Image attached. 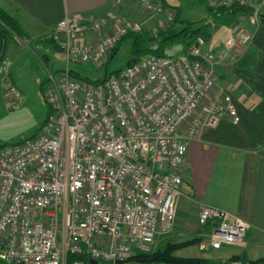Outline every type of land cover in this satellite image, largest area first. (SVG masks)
I'll list each match as a JSON object with an SVG mask.
<instances>
[{"label":"built area","instance_id":"obj_1","mask_svg":"<svg viewBox=\"0 0 264 264\" xmlns=\"http://www.w3.org/2000/svg\"><path fill=\"white\" fill-rule=\"evenodd\" d=\"M157 17L156 34L175 22L177 9L160 0H131ZM213 7L250 6L260 21L264 0H207ZM144 27L126 20L74 13L43 35L67 65L44 91L50 113L38 131L0 146V260L13 264H106L149 252L171 236L183 197L188 146L201 128L216 124L217 65L251 34L236 26L211 46L196 35L179 56L146 54L102 82L81 78L71 63L105 64L119 42ZM95 38L87 40V34ZM0 73L12 108L24 104L19 87ZM201 115L198 116V113ZM187 125V127H185ZM200 250L243 247L250 224L203 203ZM86 259L68 260L69 255ZM218 264H249L222 260Z\"/></svg>","mask_w":264,"mask_h":264},{"label":"crops","instance_id":"obj_2","mask_svg":"<svg viewBox=\"0 0 264 264\" xmlns=\"http://www.w3.org/2000/svg\"><path fill=\"white\" fill-rule=\"evenodd\" d=\"M164 2L168 4L167 0ZM122 3L121 0H0V7L10 15H17L25 33L35 37L38 31L44 35L60 19L74 13L116 21L118 11L132 13L131 6ZM261 12L264 14V4ZM146 16L148 14H137L135 18L148 24ZM211 21L210 26H205L209 30L207 40L210 46L228 38L239 25L245 26L251 39L247 44L235 47L227 71L221 64L217 65L221 83L229 91L219 85L215 87L210 98L221 103L216 124L204 126L189 142L179 212L206 203L243 218L251 226L246 245L215 251L224 255L223 260L244 254L245 262L255 264L252 261L264 257V21L253 22L247 13L212 16ZM93 38L92 33L87 34V40ZM20 42L16 40L14 45L21 46ZM7 54L8 44L4 56ZM75 71L88 77L81 74L80 69ZM0 84V94L5 97L1 73ZM205 231L198 225V217L196 220L177 217L174 233L159 239L179 242L197 236L206 238ZM183 236L187 237L179 239ZM192 246H197L199 251L187 252V247L175 254L206 257L207 252H201L199 245ZM123 264L141 263L126 261Z\"/></svg>","mask_w":264,"mask_h":264},{"label":"rangeland","instance_id":"obj_3","mask_svg":"<svg viewBox=\"0 0 264 264\" xmlns=\"http://www.w3.org/2000/svg\"><path fill=\"white\" fill-rule=\"evenodd\" d=\"M121 1L123 2L121 5L125 6L127 4L131 6L132 13L122 14L118 11L117 15L115 14L116 21H111L112 27L124 23L126 20H136L143 25V34L147 31L148 33H153L148 29H150L149 27L156 22L157 17L153 14L150 15L140 4L133 3L131 0ZM160 1L164 2V0ZM167 2V5L173 9L179 10L178 22L176 21L172 25H174L178 31L183 30L188 24H191L192 28L187 35H183L180 39L167 44L164 53L167 56L183 55L187 52L188 43L191 40V36L194 35V30H201L202 28H205V26L211 25L212 17L210 15L209 6L207 0H167ZM137 14H148V16H146L148 24H144V22L135 18ZM14 17L19 23L20 32L17 30H9L8 54L2 58V61H8V67L4 74L15 82L21 90L24 96V104L19 108L13 109L11 106V97L6 94L7 92L5 91V97L3 94H0L1 146L22 141L34 134L41 126L51 110L50 105L46 101L44 91L48 85L52 83V77L59 78L67 65L66 56L64 52L59 49V46L58 48L55 44L51 43L50 39L44 38L43 33H40V31L37 32L38 35H35V37L26 34L20 19L17 15H14ZM21 29L23 31H21ZM132 39L133 38L124 39L120 44L119 50H117L110 60L108 58L103 65L94 67L92 65L76 64L72 62L71 68L74 70L80 69L81 74L87 75L93 80L101 79L105 76L107 71L112 73L134 61L135 57L132 51ZM16 40L18 42L21 41V46L17 47L14 45ZM22 42L26 43V45L22 44ZM231 63V61H226L225 64H221V66L227 71ZM41 84L43 85V90L41 89ZM218 85L219 87L221 86L224 91L227 88V86L225 87L221 83L220 77ZM224 85H227L226 82ZM185 127H187V125H185ZM200 206L201 205L197 208H190L181 213L179 212L177 217H193V220H196L199 215ZM186 237L187 236L179 237V239ZM166 241L167 240L157 239L153 246V250L164 246ZM200 243L195 245H200ZM188 247L189 248L186 249L187 252L196 253L194 251H199L197 246ZM222 257H224L222 253L211 249L206 253L205 258L211 260L214 264H218L223 260ZM0 264L13 263H7L0 260Z\"/></svg>","mask_w":264,"mask_h":264},{"label":"trees","instance_id":"obj_4","mask_svg":"<svg viewBox=\"0 0 264 264\" xmlns=\"http://www.w3.org/2000/svg\"><path fill=\"white\" fill-rule=\"evenodd\" d=\"M209 6L210 15L212 16H221L225 14H240V13H253V8L250 6L233 4L230 7H213ZM179 12L176 17L175 22H178ZM264 21V14H260V22ZM192 25L188 24L184 27L183 30L178 31L174 25H172L168 30H160L156 34L145 32L141 33H130L126 35L117 45L114 52L110 55L109 60L113 57V55L119 50L120 44L126 38L132 39V51L135 57L134 61L130 62L128 65L133 64L134 62L141 59L146 54H157V55H165L164 50L165 46L170 42H174L177 39H180L183 35H187L191 31ZM17 30L20 32L19 23L16 21L14 16L8 14L5 10L0 7V61L5 55L6 47L8 44V34L9 30ZM22 31V29H21ZM194 35L191 36V40L188 43L190 45L192 39L198 35L203 34L206 38L210 36L208 27L202 28L201 30H194ZM51 43L55 44L53 41ZM57 47L58 45L55 44ZM59 48V47H58ZM60 49V48H59ZM61 50V49H60ZM108 65V64H107ZM119 70V69H118ZM115 70L114 72H117ZM112 74L110 72H106L105 76L101 79L96 80V82H102L108 78V76ZM81 78L89 79L88 77L82 76L78 74ZM43 84V83H42ZM41 84V89H43V85ZM1 146V145H0ZM205 237L197 236L190 239H186L180 242H171L167 240L164 246L158 247L156 249H152L149 252H138L132 258L127 261H136L141 264H212L213 262L204 257H181L175 254V252L181 248L188 247L191 245L199 244ZM244 254L232 256L230 259L233 260H244ZM74 259H86L85 255H69L68 260L72 261ZM252 263L255 264H264V257L255 260ZM100 264H106L100 261Z\"/></svg>","mask_w":264,"mask_h":264},{"label":"water","instance_id":"obj_5","mask_svg":"<svg viewBox=\"0 0 264 264\" xmlns=\"http://www.w3.org/2000/svg\"><path fill=\"white\" fill-rule=\"evenodd\" d=\"M126 261L127 260H118V261H116V264H123ZM91 262L94 263V264H98V261L97 260H94V259H91Z\"/></svg>","mask_w":264,"mask_h":264}]
</instances>
